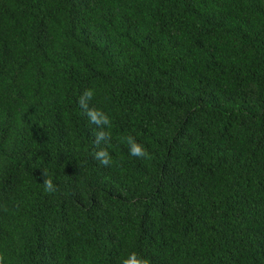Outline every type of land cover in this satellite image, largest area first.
<instances>
[{
    "label": "trees",
    "instance_id": "obj_1",
    "mask_svg": "<svg viewBox=\"0 0 264 264\" xmlns=\"http://www.w3.org/2000/svg\"><path fill=\"white\" fill-rule=\"evenodd\" d=\"M133 251L264 264V0H0V264Z\"/></svg>",
    "mask_w": 264,
    "mask_h": 264
},
{
    "label": "clouds",
    "instance_id": "obj_2",
    "mask_svg": "<svg viewBox=\"0 0 264 264\" xmlns=\"http://www.w3.org/2000/svg\"><path fill=\"white\" fill-rule=\"evenodd\" d=\"M93 96V92L88 90L84 93V95L80 98V104L83 107H87V101L90 100ZM88 116L92 122L97 125H105L108 126L110 121L109 117L99 109H92L88 111ZM106 139L105 133L103 131L98 133L97 141ZM128 146L129 155L139 159H146L149 157V153L145 146L139 143L135 137L128 136L126 140ZM97 158L100 160L101 164L109 165L111 162V157L106 150H101L97 154ZM45 184L46 192H53L54 185L52 180L47 179L43 182ZM122 264H150L147 258L142 257L137 252H129L122 258Z\"/></svg>",
    "mask_w": 264,
    "mask_h": 264
}]
</instances>
